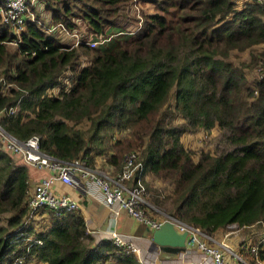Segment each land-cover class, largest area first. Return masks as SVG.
<instances>
[{
	"label": "trees",
	"instance_id": "obj_1",
	"mask_svg": "<svg viewBox=\"0 0 264 264\" xmlns=\"http://www.w3.org/2000/svg\"><path fill=\"white\" fill-rule=\"evenodd\" d=\"M132 1H46L51 22L84 21L96 46L59 41L35 20L19 34L0 22L1 127L21 141L37 134L61 160L103 156L113 172L142 147L131 181L168 185L152 195L158 209L214 237L231 223L264 232V0H144L152 11L129 30L119 19ZM28 191L27 165L0 143V264H143L110 239L93 244L79 209L44 207L33 220ZM251 254L263 258L264 242Z\"/></svg>",
	"mask_w": 264,
	"mask_h": 264
},
{
	"label": "built area",
	"instance_id": "obj_2",
	"mask_svg": "<svg viewBox=\"0 0 264 264\" xmlns=\"http://www.w3.org/2000/svg\"><path fill=\"white\" fill-rule=\"evenodd\" d=\"M45 3L44 0H2L0 1V22L14 34H19L24 28L27 19L35 20L38 23L37 25L49 34L55 33L54 31L57 30L60 33V30H63L64 34L69 35L73 39L72 45H77L80 37L76 30H69L61 21L51 22L37 19L35 10L39 11ZM135 12L139 20L137 28H140L142 20L136 7ZM99 39H88L86 42L91 46H95L103 40V38ZM0 143L22 163L37 169H46L49 171L47 176L40 178L33 184L32 191L28 195L30 213H35L44 207H49L56 211L77 209L78 204L74 198L68 193L57 194L53 192L52 185L55 181H60L62 184H76L84 179H89L98 187L102 202L106 203L114 213L117 214L123 210L133 220L145 225L147 224L151 228H157L168 220L174 224L178 231L186 232V245L194 246L200 251L201 257L198 264H229L224 256L226 251H229L234 258H240V255L236 251L231 250L223 242L216 241L212 234L206 233L199 227L188 222H183L154 207L151 202L145 199L146 187L142 182L141 176L136 178L135 184H128V181L133 178L135 170L140 167L137 159L142 147L128 152L124 157L122 169L113 172L111 165L107 162H104L106 167H98L87 163L82 157L61 160L41 150L39 136L37 134H32L21 141L7 132L1 125ZM153 209H156L158 214H153ZM228 226H234L236 230L239 229L236 223H231ZM21 236L23 235L18 234L14 241L21 238L26 243L28 242L27 246L31 245L33 241L40 242V240L33 239L29 235H26L24 238ZM110 239L126 252L139 253L137 244L128 235L125 236L117 231H112ZM263 242L264 232H261L255 242H249L245 247L251 253L256 254L259 246ZM141 263L156 264L154 261ZM8 264H24L23 257L16 256Z\"/></svg>",
	"mask_w": 264,
	"mask_h": 264
},
{
	"label": "crops",
	"instance_id": "obj_3",
	"mask_svg": "<svg viewBox=\"0 0 264 264\" xmlns=\"http://www.w3.org/2000/svg\"><path fill=\"white\" fill-rule=\"evenodd\" d=\"M48 21H50V19H48ZM68 38L73 40L70 36ZM200 136H202L201 132L191 133L190 140L192 144L198 143ZM101 158V156L95 155L93 157V166L106 167L104 158H102V160ZM27 167L29 185L28 195H30L33 184L40 178L47 176L49 174V171L46 169H37L29 165H27ZM151 180L152 179L148 177V174H145L142 181L149 182V184H151ZM131 182L132 181L129 180L128 184L131 185ZM158 184L157 181H154V185L151 184L150 189H155L153 187H157ZM150 189L148 188V190L145 191L146 195H155L157 193H155V191L153 192V190ZM52 191L56 192L57 194L68 193L77 201V209L82 212L85 224H87L89 231L94 237L93 244L101 242L102 240L110 239L111 232L117 231L125 236H130L132 240H134V242L137 244L139 253L134 254L136 255L139 262L154 261V263L156 264L199 263L198 261L201 257V254L200 251L194 246L186 245L183 251H180L175 256L171 255V248L169 247L163 248L162 250L150 248L151 246L149 243V238L140 236L143 232H147L145 231L146 225L133 220L130 216L125 214L124 211H119V213L117 214L114 213L106 203L102 202L98 187L89 179H84L80 183L76 184H62L60 181H55L52 185ZM42 210L43 208L38 211L39 213L37 212L33 216V220L39 222L41 219H44L46 213H44V211ZM252 231L253 230L251 229L248 231L240 228L237 230L230 229L229 226H227V230L225 233L215 237L216 241L223 242L224 244L229 246V248L233 251H236L242 259L241 260L240 258H234L231 253H229V251H226L224 256L229 264H250L248 263L249 260L258 264H264V256L263 258H259L255 255H252L245 247L246 244L251 242V240L253 239V235L257 237L259 236V234H261V231H257V229H254V233H252ZM256 231L258 232V234L255 233Z\"/></svg>",
	"mask_w": 264,
	"mask_h": 264
},
{
	"label": "rangeland",
	"instance_id": "obj_4",
	"mask_svg": "<svg viewBox=\"0 0 264 264\" xmlns=\"http://www.w3.org/2000/svg\"><path fill=\"white\" fill-rule=\"evenodd\" d=\"M44 1L46 2L47 0H44ZM45 4H44L43 8L39 9V11L38 10H35V15H36L37 19H42L44 21H48V19L50 18V15L51 14H50V11H48V10L45 9ZM135 7L138 9V13L140 15H141V12H143V11H149V12L152 11V4L150 2H147V1H144V0H133L132 3L127 4L125 6V9L127 11L126 12L124 11V13L121 15V17L119 19L121 22H124L126 24V27H127L126 29L135 30V29H137V27L139 25L138 17H136V15H135L136 14ZM75 30L76 29H74V31ZM77 30L76 31L78 32V35H79L80 39L83 37L87 41L88 39L98 40L100 38L98 34H96L94 32H91L89 30V28L87 27V24L84 21L80 22L79 27H78ZM116 30L117 29L114 28V27L111 28V31H113V32L116 31ZM54 32L55 33H51V32L50 33H51V35H53L54 37H56L59 41L61 40L62 42H65V43H68V44H72L73 43L72 42L73 40L69 39L68 38L69 35L64 34L63 30H60V33H58L59 32L58 30L57 31H54ZM7 44L9 45V48L10 49H15V47H16L14 43L8 42ZM256 47L259 50L260 49H263L264 48V43L263 44H260V45H257ZM247 57H248V50L233 51L232 54H231V58H233L234 60H239V59H242L243 60V59H247ZM258 73H260L258 67L256 69H254L253 71H251V75L252 74L253 75H257ZM0 80H1V74H0ZM169 115H170V119L172 121H174L175 123H179V120H177V117H176V114H175V111L174 110H171V112H170ZM118 137H121V133L115 131L113 133V136L110 139V141H112L113 139H116ZM202 137L204 138L205 136L203 135ZM206 137H208V141L207 142H209V143L206 144V147L207 146L208 147L212 146L214 144V142L211 141L210 134L208 133V136L206 135ZM183 139L186 140L187 142H189V141L191 142L189 133L187 131L184 132ZM198 144H202V143H198ZM101 157L104 158L103 156H101ZM102 158H101V160H102ZM148 177L150 179H152L151 180V184L152 185H154V181H157V184L159 183L157 185V187H153L156 190L149 188L150 190H153V192L155 191V193L158 192V191L159 192H162V195H164V194H166L168 192L169 187H168L167 184L165 185L164 183L159 182L157 179H155L153 176H150L149 174H148ZM135 183L136 182H133L132 181L131 182V185H133ZM162 195H161V197H162ZM147 197L149 198L150 202H152L153 206L156 207V208H158L159 205L157 206L156 203H154L152 201V198H153L152 195H147ZM153 211H154L153 214H155V215L158 214V211L156 209H153ZM229 228L230 229H235L234 226H229ZM252 228H257V227H252ZM252 233H254V230L252 231ZM255 233H257V231ZM248 263H250V264H258L256 262H253V261H250V260L248 261Z\"/></svg>",
	"mask_w": 264,
	"mask_h": 264
},
{
	"label": "water",
	"instance_id": "obj_5",
	"mask_svg": "<svg viewBox=\"0 0 264 264\" xmlns=\"http://www.w3.org/2000/svg\"><path fill=\"white\" fill-rule=\"evenodd\" d=\"M145 231L147 232H143L140 236L149 238L150 248L162 250L169 247L171 255L175 256L186 247V232L178 231L174 224L168 220L157 228H151L146 224Z\"/></svg>",
	"mask_w": 264,
	"mask_h": 264
}]
</instances>
